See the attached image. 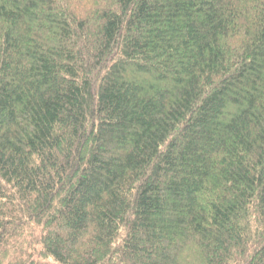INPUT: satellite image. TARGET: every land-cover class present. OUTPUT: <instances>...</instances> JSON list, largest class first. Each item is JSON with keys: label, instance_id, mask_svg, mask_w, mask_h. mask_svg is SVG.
<instances>
[{"label": "trees", "instance_id": "16d2710c", "mask_svg": "<svg viewBox=\"0 0 264 264\" xmlns=\"http://www.w3.org/2000/svg\"><path fill=\"white\" fill-rule=\"evenodd\" d=\"M0 264H264V0H0Z\"/></svg>", "mask_w": 264, "mask_h": 264}]
</instances>
